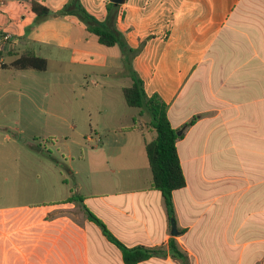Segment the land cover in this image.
<instances>
[{
	"label": "crops",
	"instance_id": "1",
	"mask_svg": "<svg viewBox=\"0 0 264 264\" xmlns=\"http://www.w3.org/2000/svg\"><path fill=\"white\" fill-rule=\"evenodd\" d=\"M30 1L50 10L45 0H0V114L9 117L0 122V161L4 143L19 142L12 133L33 130L34 110L56 115L36 103L38 88L47 97L52 85L92 81L122 93L123 82L131 83L119 46L101 44L68 13L35 24ZM105 1L85 8L103 21ZM121 9L117 29L129 46L141 45L133 69L146 94L168 104L180 134L186 185L172 192L169 216L151 186L145 151L155 131L139 124V110L97 118L95 138H85L101 149L94 169L112 176L106 188L81 195L72 155L54 161L73 179H61L67 190L60 197L33 199L30 190L29 203H4L14 188L0 175V264H126L84 207L125 246L155 250L138 264H182L168 249L172 239L188 264H264V0H125ZM26 52L45 59L46 68L10 65ZM76 93L65 95L86 97ZM29 143L23 137L21 144Z\"/></svg>",
	"mask_w": 264,
	"mask_h": 264
},
{
	"label": "rangeland",
	"instance_id": "2",
	"mask_svg": "<svg viewBox=\"0 0 264 264\" xmlns=\"http://www.w3.org/2000/svg\"><path fill=\"white\" fill-rule=\"evenodd\" d=\"M63 1L66 3L72 2V0H45L43 3L50 8L52 13H56L62 9L54 12L55 7L58 5L61 6ZM78 1L84 8L85 5H87L94 9L98 7L97 2L100 0ZM105 2L106 9L107 6H109L117 16L123 14L121 4L114 6L109 0ZM29 12L32 13L29 9L24 10L27 17L29 16ZM68 14L73 21L82 22L77 14L73 12H69ZM106 18L103 21L96 19L100 22H104ZM114 25L117 28V18ZM134 57L131 60L132 67ZM124 72L126 73V70H124ZM127 83L128 82L125 81L123 85L126 86ZM38 89L35 96L36 103L39 106L41 103H43V105H49L51 111L58 116L34 110V115H32L34 118L33 130L27 132L26 135L21 134L19 136H15V134L13 135L12 133L11 136L13 138L17 137L19 142H5L2 146L0 175L2 177H8L9 181L6 185H9V187L13 186L14 188L12 193L8 192L7 195L4 194L2 197L4 203L24 205L33 199L46 195H50L51 197L62 196L61 193L63 190H67V188L61 185V179L66 177L67 181L72 184L73 179L67 175L65 168L60 165H58L57 168L54 161L59 160L64 162L65 158L70 159V155H72L73 158L71 160L73 166L80 169L76 180L81 184V195L88 193V191L106 188L109 185L108 180H110L109 178L112 176L106 172V169L99 172L94 169L96 157L100 155L101 149L93 148L94 142L87 141L85 137L86 135H90V137L95 138L97 132H94L92 129H96L94 122L97 118L109 120V117L113 116L116 112L118 114H123L124 112L136 114L135 112L138 109L127 106L120 89L108 82L101 84L90 81L87 84L84 83L81 88L72 82L52 85L51 90H49L50 95L47 97L44 96V89ZM40 92H43V94ZM73 92H77L76 94L84 92L86 97L84 99L77 98L74 101L73 98H70V95H65L66 93L73 94ZM73 103H76V105ZM79 104L82 105L80 106ZM99 110L104 112L98 113ZM8 118L9 117L0 114V122H4L2 120H9ZM43 119L44 122H46L45 124L43 123ZM138 119L140 120V125L143 124V127H149L147 117H141L139 115ZM135 122L137 124L138 120L135 119ZM10 131L11 130H9V133H11ZM97 131L99 130L97 129ZM135 136L136 135H134L132 139H134ZM23 137L39 145L45 152V155H40L23 146L21 144ZM120 138L124 137L120 136ZM60 172L63 174L62 177L59 175ZM36 175H38V177H36ZM30 190L31 195H35L33 199H30L27 194ZM5 192L6 189H3L2 193ZM216 227L217 226H215V228ZM214 244L217 250H222V246L217 240H214Z\"/></svg>",
	"mask_w": 264,
	"mask_h": 264
},
{
	"label": "trees",
	"instance_id": "3",
	"mask_svg": "<svg viewBox=\"0 0 264 264\" xmlns=\"http://www.w3.org/2000/svg\"><path fill=\"white\" fill-rule=\"evenodd\" d=\"M113 5L117 6L115 3ZM30 8L35 14V24L53 14L73 12L85 24L87 30L98 37V41L101 44L119 46L123 69L126 70L131 79L129 85L122 87V93L128 106L137 108L140 115L147 114L149 116L148 126L155 131L154 138L145 143V151L152 172L151 186L161 191L168 215L171 216L172 192L186 185V178L176 148V141L180 134L177 129L172 127L169 121L167 115L168 104L158 94L151 96L146 94L142 79L132 67L131 60L140 51L141 45L135 49L128 45L123 34L114 25L117 15L109 6H107L108 14L104 22L98 21L78 0L66 3L62 10L56 13H52L48 8L36 1H30ZM10 65L20 69L44 70L46 61L41 57L34 56L31 52H26ZM28 147L34 151H40V147L36 143H29ZM84 209L89 220L96 223L101 228L103 235L121 249L124 263L138 264L150 258L155 252V250L144 246H125L109 232L106 226L93 213L85 207ZM168 249L174 258L179 259L182 264H188L186 254L178 249L173 239L169 240Z\"/></svg>",
	"mask_w": 264,
	"mask_h": 264
},
{
	"label": "water",
	"instance_id": "4",
	"mask_svg": "<svg viewBox=\"0 0 264 264\" xmlns=\"http://www.w3.org/2000/svg\"><path fill=\"white\" fill-rule=\"evenodd\" d=\"M110 1L116 4H122L125 0H110ZM173 226H174V223H173ZM173 234H176V230H173Z\"/></svg>",
	"mask_w": 264,
	"mask_h": 264
},
{
	"label": "built area",
	"instance_id": "5",
	"mask_svg": "<svg viewBox=\"0 0 264 264\" xmlns=\"http://www.w3.org/2000/svg\"><path fill=\"white\" fill-rule=\"evenodd\" d=\"M4 38H5V39H8V35H5Z\"/></svg>",
	"mask_w": 264,
	"mask_h": 264
}]
</instances>
